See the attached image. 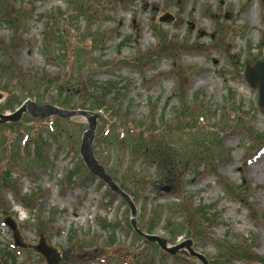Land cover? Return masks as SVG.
Listing matches in <instances>:
<instances>
[{
	"label": "rangeland",
	"instance_id": "rangeland-1",
	"mask_svg": "<svg viewBox=\"0 0 264 264\" xmlns=\"http://www.w3.org/2000/svg\"><path fill=\"white\" fill-rule=\"evenodd\" d=\"M166 15L170 23L161 22ZM1 42L0 64L14 63L36 85L25 83L22 93L0 79V113L18 108L13 99L100 112L93 153L118 186L125 177L142 233L170 247L191 240L209 264H256L228 255L239 244L247 258L264 259V111L243 78L246 65L264 59L263 1L0 0ZM95 100L104 111H92L101 107ZM58 119L55 135L52 116L0 124L7 166L10 134L33 127L47 144L30 162L40 138L29 137L0 171L9 181H0V264H46L13 246L6 218L25 243L43 235L57 264H201L135 232L130 207L83 162L86 118ZM155 149L166 165L150 154ZM29 166L39 168L27 174Z\"/></svg>",
	"mask_w": 264,
	"mask_h": 264
},
{
	"label": "water",
	"instance_id": "water-1",
	"mask_svg": "<svg viewBox=\"0 0 264 264\" xmlns=\"http://www.w3.org/2000/svg\"><path fill=\"white\" fill-rule=\"evenodd\" d=\"M264 1V0H262ZM172 18L166 15L161 22H171ZM244 80L246 84L253 90L258 92V107L264 111V60H258L253 66L247 65L243 72ZM4 95L0 92V102L3 100ZM23 115H29L36 118H44L49 116H57L59 118H73L83 117L88 122V129L84 132L82 137V144L80 153L82 159L89 169V171L97 178L102 180L112 192L119 195L129 205L131 209L132 219L131 225L136 233L151 243H156L161 250L171 256H175L178 253L196 258L202 264H209L208 260L202 255L195 252L192 248V241L187 240L173 247L168 246L167 240L161 239L157 236H152L142 233L136 225V209L131 198L111 179L106 173L104 167L100 165L93 153V139L98 119L101 117L99 113L87 112V111H68L62 110L51 105H38L30 100L24 102L15 112L11 114L0 113V124L17 123ZM4 225L7 226L12 232V238L14 240V246L22 249H29L42 255L47 264H57L60 261V257L56 251V248L49 244L44 236H41L37 245L27 244L24 242L16 223L11 218H6Z\"/></svg>",
	"mask_w": 264,
	"mask_h": 264
},
{
	"label": "trees",
	"instance_id": "trees-1",
	"mask_svg": "<svg viewBox=\"0 0 264 264\" xmlns=\"http://www.w3.org/2000/svg\"><path fill=\"white\" fill-rule=\"evenodd\" d=\"M2 12H3V16L7 19L9 16L7 15L6 11H5V7L2 6L1 8ZM21 16H25L26 13H24L23 15L20 14ZM9 22V21H8ZM10 24L12 26H16V21L14 22H10ZM18 25H19V21H18ZM14 30V29H13ZM61 32V31H60ZM60 32H54V33H57L58 35H61ZM15 35H17V31L14 30L13 32ZM90 39V38H89ZM14 41L12 40L11 41V44L13 43ZM4 45L5 43H2L0 44V53H2V51L4 50ZM81 58V57H80ZM82 59V58H81ZM139 61H137L136 59L135 60H131L130 63L132 66H135L138 64ZM17 66L13 64H8V63H4V64H0V79H3L6 81V83L8 84L7 87L11 88L13 91L18 90L20 92H25V89H24V85L25 83H33L34 85H36V82L32 81V80H29L27 78V76H29L28 73L22 71L21 68L17 69L16 68ZM26 75V76H25ZM30 77V76H29ZM32 78V77H31ZM55 83V82H54ZM15 84V85H14ZM32 84V85H33ZM50 83H47V85H49ZM13 85L15 88H13ZM22 85H23V88H22ZM31 93L33 90H29ZM68 91H70L69 89H67L66 91H64L65 93H68ZM63 92V91H62ZM37 98V103H41L42 100H40V97H37V96H32V98ZM11 102V105L10 107L13 109L15 106H20L21 105V102H18L17 99H13V100H9V103ZM55 106H58L60 108H64V109H68V110H77V108H72L71 106H61L60 104H53ZM94 105H98V106H101L99 107L98 109H94L92 111H100L101 109H103L104 111V108H106V106H102V104H100L99 101L95 100L94 101ZM16 109V108H15ZM80 110H88V109H85V108H80ZM61 125H63V121L58 119V118H53V122L51 124V129H50V133L51 134H56L58 131H59V128L61 127ZM12 126V125H10ZM33 127H29L25 130H20L19 134L18 135H13V134H10L8 136V140H7V144L5 146V148L8 150V146H12L11 148V156H10V162L8 163V166H13L14 165V162L16 160V156H18V153H21V152H24L26 147H27V144H28V141H29V137H33L35 140L37 138H40L42 137V133H37L36 130L34 129H31ZM34 130V131H33ZM21 131H26L27 134H21ZM142 136V135H140ZM4 141H2V139H0V144L3 143ZM43 143V140L40 138L37 140V143L35 144L34 146V151L33 153H30V155H28V159L30 160L32 158V160L30 162H33L35 163L36 162V158H39V159H42V157L44 156V150H43V147L47 144L44 143V145L42 144ZM9 144V145H8ZM138 147H140L142 149L143 152L144 151V146H142L141 144V140H138ZM145 150H147V147L145 148ZM42 151H43V156H42ZM203 153V152H202ZM4 155L3 153V150H0V157L1 155ZM153 158H158L159 162L162 163L163 165H166L165 162H163L161 160V157H162V151L158 150V149H155V150H152V152L150 153ZM198 155H201L200 153H198ZM3 159V158H2ZM0 159V171H7L6 168H8V166L6 164H3L1 162ZM1 163H2V166H1ZM39 167L35 166L34 168L32 167H28V170H27V174H35L37 172V169ZM161 170V168H160ZM164 173V171H163ZM0 175H1V172H0ZM170 177V176H169ZM134 179V178H132ZM165 180H169L168 178L165 177ZM0 181H2L3 184H6L4 186H8V175H1V179ZM120 188L125 191L126 193H128V188H127V184L125 182V177L120 185ZM190 216L186 215V218L189 219ZM201 218H203L204 220H206L205 222V225H208L210 224L211 220L210 219H207V215H201ZM195 221V220H193ZM188 222L189 225H191L192 223L194 222ZM190 228V226H189ZM199 228H200V225H197V226H193V229L196 230V231H199ZM189 230V235H195L192 231V228L188 229ZM149 234V232L147 233ZM178 235H174L172 236L174 239L177 237ZM233 248H229L226 250V252L228 253L229 256L231 255H245V260H248L250 261L251 263H256V264H264V259L263 258H259L257 256H252L253 259H250V258H247L249 256V252L245 251L244 248L239 244L237 245V248L232 246ZM229 258V257H226V259ZM210 264H217V262H210Z\"/></svg>",
	"mask_w": 264,
	"mask_h": 264
},
{
	"label": "bare ground",
	"instance_id": "bare-ground-1",
	"mask_svg": "<svg viewBox=\"0 0 264 264\" xmlns=\"http://www.w3.org/2000/svg\"><path fill=\"white\" fill-rule=\"evenodd\" d=\"M250 16H251V18H252V17L254 16V12H251V15H250Z\"/></svg>",
	"mask_w": 264,
	"mask_h": 264
}]
</instances>
